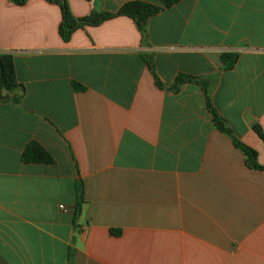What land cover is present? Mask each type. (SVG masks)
Instances as JSON below:
<instances>
[{
    "label": "crops",
    "instance_id": "1",
    "mask_svg": "<svg viewBox=\"0 0 264 264\" xmlns=\"http://www.w3.org/2000/svg\"><path fill=\"white\" fill-rule=\"evenodd\" d=\"M66 2L76 19L162 10L144 39L117 16L64 42L57 4L0 0V56L22 86L0 95V264H264V171L214 127L196 82L175 84L204 82L264 167V0ZM31 142L54 163L24 164Z\"/></svg>",
    "mask_w": 264,
    "mask_h": 264
},
{
    "label": "trees",
    "instance_id": "2",
    "mask_svg": "<svg viewBox=\"0 0 264 264\" xmlns=\"http://www.w3.org/2000/svg\"><path fill=\"white\" fill-rule=\"evenodd\" d=\"M16 4H23L24 0H10ZM57 4L61 10L62 22L59 26V35L64 42H68L70 36L74 31L80 29L84 26H98L103 21L117 17L124 16L131 19L138 31L141 33L142 38H145L146 25L148 20L160 13L162 7L146 2H128L123 4L117 12L115 13H93L88 17L82 19H76L70 13L66 0H48ZM155 2L161 3L164 7L168 8L178 0H154ZM221 61L225 70H230L236 62V56L233 55H222ZM146 65L148 69L153 73V66L149 60H146ZM156 85L160 86L159 81L154 76ZM187 81L196 82L201 88L205 96L206 109L212 118L214 127L221 133L228 135L234 147L240 150L245 156V164L247 168L257 171H264V167L257 164L256 158L257 154L254 150L250 149L246 145L242 144L240 141L235 139L232 135L230 129L226 126L224 120H222L214 109L210 105V100L208 96V90L204 82L197 81L196 79L179 75L175 79V84L185 83ZM73 88L76 90H84L80 85L73 83ZM22 86L19 85L15 78L14 66L12 58L7 55L0 56V95L5 92L11 95L16 90H21ZM21 95H12L9 99L14 102H18ZM254 132L264 140V135L261 134L258 127H253ZM21 161L24 164H37V165H52L54 160L52 156L37 142L29 143L23 150L21 154ZM75 205L73 207L74 220L80 214L81 207L84 204V190L83 184L80 180L75 183Z\"/></svg>",
    "mask_w": 264,
    "mask_h": 264
},
{
    "label": "built area",
    "instance_id": "3",
    "mask_svg": "<svg viewBox=\"0 0 264 264\" xmlns=\"http://www.w3.org/2000/svg\"><path fill=\"white\" fill-rule=\"evenodd\" d=\"M59 210H60V211H63V212H69L71 209L65 207L64 205H60V206H59Z\"/></svg>",
    "mask_w": 264,
    "mask_h": 264
}]
</instances>
